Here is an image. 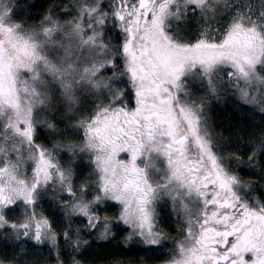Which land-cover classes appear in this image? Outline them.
Instances as JSON below:
<instances>
[{
  "label": "snow or ice",
  "instance_id": "1",
  "mask_svg": "<svg viewBox=\"0 0 264 264\" xmlns=\"http://www.w3.org/2000/svg\"><path fill=\"white\" fill-rule=\"evenodd\" d=\"M0 264H264V0H0Z\"/></svg>",
  "mask_w": 264,
  "mask_h": 264
},
{
  "label": "trees",
  "instance_id": "2",
  "mask_svg": "<svg viewBox=\"0 0 264 264\" xmlns=\"http://www.w3.org/2000/svg\"><path fill=\"white\" fill-rule=\"evenodd\" d=\"M102 256H106L107 255V251L105 250L104 252L101 253ZM140 255V254H139Z\"/></svg>",
  "mask_w": 264,
  "mask_h": 264
},
{
  "label": "rangeland",
  "instance_id": "3",
  "mask_svg": "<svg viewBox=\"0 0 264 264\" xmlns=\"http://www.w3.org/2000/svg\"><path fill=\"white\" fill-rule=\"evenodd\" d=\"M140 256H143V254L141 253Z\"/></svg>",
  "mask_w": 264,
  "mask_h": 264
}]
</instances>
